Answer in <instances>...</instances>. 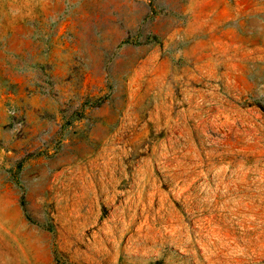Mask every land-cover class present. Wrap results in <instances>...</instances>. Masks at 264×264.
Instances as JSON below:
<instances>
[{
    "label": "rangeland",
    "instance_id": "1",
    "mask_svg": "<svg viewBox=\"0 0 264 264\" xmlns=\"http://www.w3.org/2000/svg\"><path fill=\"white\" fill-rule=\"evenodd\" d=\"M0 264H264V0H0Z\"/></svg>",
    "mask_w": 264,
    "mask_h": 264
}]
</instances>
